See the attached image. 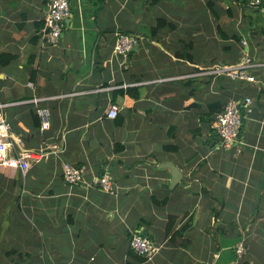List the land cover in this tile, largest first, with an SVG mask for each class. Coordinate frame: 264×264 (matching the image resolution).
<instances>
[{
    "label": "crops",
    "instance_id": "obj_1",
    "mask_svg": "<svg viewBox=\"0 0 264 264\" xmlns=\"http://www.w3.org/2000/svg\"><path fill=\"white\" fill-rule=\"evenodd\" d=\"M69 2L60 40L44 45L48 0H0V113L18 149L45 150L26 173L0 168V264H264V68L257 82L203 74L246 54L264 62V0ZM159 17L175 27L154 36ZM119 33L139 37L127 56ZM246 97L254 111L225 147L210 108ZM65 161L111 173L118 192L71 186ZM165 162L183 172L173 188ZM144 229L152 259L130 247Z\"/></svg>",
    "mask_w": 264,
    "mask_h": 264
},
{
    "label": "built area",
    "instance_id": "obj_2",
    "mask_svg": "<svg viewBox=\"0 0 264 264\" xmlns=\"http://www.w3.org/2000/svg\"><path fill=\"white\" fill-rule=\"evenodd\" d=\"M261 3L262 0H249V5L251 6L260 5ZM70 15L69 0H48L44 26L41 33L44 45L57 44L63 34L64 21ZM138 40V36L119 33L114 50L119 55L127 56L133 46L137 44ZM242 43L247 44V40H243ZM260 68H264V62L257 61L252 56L246 54L238 63L225 66L216 65L214 68L203 72V74L214 77L226 76L239 81L257 82L258 80L254 71ZM43 99L48 98L34 97L30 101L38 104ZM253 103L254 101L251 97H246L245 99H229L224 108L216 113L212 122L213 129L225 147L230 148L234 143L240 141L245 119L254 111ZM9 104L0 102V110ZM119 110L120 106L118 104L111 103L108 116L110 118H116ZM36 112L40 121V129L42 131L49 129L52 115L50 108L47 106H39ZM18 145H22V139L13 137L11 122L0 113V168H21L26 173L31 166V161H38L45 153L43 149L41 152L23 150L22 148L18 149ZM47 148L62 150V146L57 144L48 145L45 149ZM87 169L86 165H76L65 161L62 164L63 178L71 186L98 188L110 194H116L118 192L117 184L111 173L92 174L88 178ZM130 247L145 259H152L160 249L149 236L142 235L140 231L135 232L131 237ZM235 252L240 258L246 255L247 249L243 241H239L235 246Z\"/></svg>",
    "mask_w": 264,
    "mask_h": 264
},
{
    "label": "trees",
    "instance_id": "obj_3",
    "mask_svg": "<svg viewBox=\"0 0 264 264\" xmlns=\"http://www.w3.org/2000/svg\"><path fill=\"white\" fill-rule=\"evenodd\" d=\"M153 1L156 3L159 0H153ZM237 1H240L241 3H249V0H237ZM166 26H169L170 28L171 27L174 28L175 24L173 22L169 21L166 17H159L158 20H157V24L155 25V27H153V30H152L153 35L154 36L158 35L160 29H162V28H164ZM35 38H37V37H35ZM2 61L3 60H1V62ZM224 106L221 105V104H217V105L212 106L210 108L209 115H213V114L217 113L218 111H221L224 108ZM170 220H171V217H170L169 222L167 224V232H169L171 230V225L169 224ZM185 241H186V243H188L187 240H185ZM143 259L145 260V258H143Z\"/></svg>",
    "mask_w": 264,
    "mask_h": 264
},
{
    "label": "water",
    "instance_id": "obj_4",
    "mask_svg": "<svg viewBox=\"0 0 264 264\" xmlns=\"http://www.w3.org/2000/svg\"><path fill=\"white\" fill-rule=\"evenodd\" d=\"M160 168H169L172 173V181L170 187L173 188L178 183L181 182L183 177V172L173 163V162H165L159 164ZM140 233L144 236H148L149 233L146 229L140 231Z\"/></svg>",
    "mask_w": 264,
    "mask_h": 264
},
{
    "label": "rangeland",
    "instance_id": "obj_5",
    "mask_svg": "<svg viewBox=\"0 0 264 264\" xmlns=\"http://www.w3.org/2000/svg\"><path fill=\"white\" fill-rule=\"evenodd\" d=\"M170 5H166V4H164V2L162 3V4H159L158 5V8L159 9H156V11H157V13H161L162 14V12L165 10V12L168 14L169 12H168V9H169V11L171 12V7H169ZM161 14H159V15H161Z\"/></svg>",
    "mask_w": 264,
    "mask_h": 264
}]
</instances>
